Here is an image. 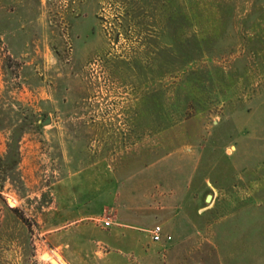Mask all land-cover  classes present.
Returning <instances> with one entry per match:
<instances>
[{
	"label": "rangeland",
	"instance_id": "1",
	"mask_svg": "<svg viewBox=\"0 0 264 264\" xmlns=\"http://www.w3.org/2000/svg\"><path fill=\"white\" fill-rule=\"evenodd\" d=\"M144 194L180 197L183 253L151 209L89 263L264 264V0H0V264L60 257L66 202Z\"/></svg>",
	"mask_w": 264,
	"mask_h": 264
},
{
	"label": "crops",
	"instance_id": "2",
	"mask_svg": "<svg viewBox=\"0 0 264 264\" xmlns=\"http://www.w3.org/2000/svg\"><path fill=\"white\" fill-rule=\"evenodd\" d=\"M158 198H155L153 196L144 194L143 197L141 198L142 202H152V205L146 204V203H138V200L133 199L132 197H129L125 203L123 204V209L122 213L120 214V208L119 205L117 206H111V215L107 214H102L103 216L107 215L110 220V224L106 227L100 224H95L93 223H83L84 221L89 220L90 218H94L99 215H95L94 213H79L76 211V207L74 205H70L69 202H66V213L69 216V219L66 221H61L58 223L56 229H60L65 235V242H66V248L63 249V245H59L61 249L59 250L60 258L62 261H64L67 264H96L94 263H89L88 260L82 255V250L88 248L90 245H92L94 242L95 243H105L104 240L102 239H96L94 236L95 229L96 227H99L101 229H107L109 231V227L111 226H119L123 224H127L123 221L122 219H133L134 221L137 222V217L140 216H145L149 215V210L151 209H156L160 211L163 215L167 216V222L169 225L168 229H171L172 232L169 230L166 231L164 234H170L173 237V243L171 245H168V250L171 253H176L179 254L180 252L183 253L185 250L186 244L180 240H176L181 232L187 231L191 225V214L186 212L185 210L181 209L180 205V197L179 196H169V195H162V196H157ZM119 198L118 192H115L112 195V202L117 203ZM104 206V205H103ZM71 208V211L68 209ZM104 208V207H103ZM105 212L107 209L105 208ZM195 218V217H194ZM80 224V225H79ZM157 224V223H156ZM154 224V225H156ZM79 225V226H78ZM72 226H78V230L76 232H87L89 233V236H79L75 239L73 238V234L75 231H72ZM181 228V230H180ZM150 229L148 231L150 232ZM112 231V230H111ZM118 232L116 230L110 232L109 237L111 239H121L118 235ZM63 236V235H62ZM51 238L53 239H58L57 236H52ZM121 241V240H120ZM129 243L131 244V247L134 249H139L142 246L140 242L132 235L128 238ZM167 243L166 240H161ZM58 246V245H56ZM73 248V251H69V248ZM170 255V254H169ZM173 255V254H172ZM183 255V254H182ZM171 257V256H170Z\"/></svg>",
	"mask_w": 264,
	"mask_h": 264
},
{
	"label": "built area",
	"instance_id": "3",
	"mask_svg": "<svg viewBox=\"0 0 264 264\" xmlns=\"http://www.w3.org/2000/svg\"><path fill=\"white\" fill-rule=\"evenodd\" d=\"M102 225L104 227L108 226L110 224V220L109 217L107 218H102L100 219ZM150 234H151V239L154 242L157 241H161V240H166L169 241L171 239V235L170 234H164L162 231V227L160 224H156L154 225L151 229H150Z\"/></svg>",
	"mask_w": 264,
	"mask_h": 264
},
{
	"label": "bare ground",
	"instance_id": "4",
	"mask_svg": "<svg viewBox=\"0 0 264 264\" xmlns=\"http://www.w3.org/2000/svg\"><path fill=\"white\" fill-rule=\"evenodd\" d=\"M42 258L52 264H63L61 258L53 251L44 253Z\"/></svg>",
	"mask_w": 264,
	"mask_h": 264
},
{
	"label": "water",
	"instance_id": "5",
	"mask_svg": "<svg viewBox=\"0 0 264 264\" xmlns=\"http://www.w3.org/2000/svg\"><path fill=\"white\" fill-rule=\"evenodd\" d=\"M211 198H212V195L208 194L206 195L205 200L210 202Z\"/></svg>",
	"mask_w": 264,
	"mask_h": 264
}]
</instances>
